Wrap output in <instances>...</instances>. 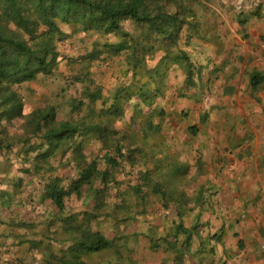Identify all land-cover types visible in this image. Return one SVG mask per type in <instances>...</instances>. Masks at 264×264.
Here are the masks:
<instances>
[{"label":"trees","instance_id":"1","mask_svg":"<svg viewBox=\"0 0 264 264\" xmlns=\"http://www.w3.org/2000/svg\"><path fill=\"white\" fill-rule=\"evenodd\" d=\"M207 1L0 0V152L6 154L5 159L9 157L6 152L13 155L6 166L10 188L3 189L0 198L13 209L38 201L43 205L38 210L45 209L37 214L34 205V220L1 223L33 231L45 222L47 232L59 236L56 241L61 233L66 235L69 247L56 253L46 243L44 227L39 238L29 241L31 250L47 252L44 264H90L83 260L86 254L108 248H115L119 258L114 264L121 259L123 263L126 255L113 238L95 229V221L110 218L115 230L127 236L125 225L154 206L164 214L172 211L166 213L168 234L151 237V248L163 246L176 252L174 263L184 264L178 259L191 251L195 234L205 224L202 213L206 208L202 206L203 189L193 196L195 205L189 201L188 189H180L179 183L192 177L182 173L181 161L171 156L177 143L171 142L167 130L175 115L167 112V103L172 99L170 76L175 71L185 78L178 96L202 90V66L195 64L186 47L211 33L204 10ZM243 14L238 21L248 36ZM89 33L97 35L92 48H85L76 58L64 54L63 42H70L75 34ZM101 61L113 65L118 74L108 94L91 76L93 64ZM62 62H80L72 78L83 82L82 98L71 96L62 104L48 103L26 111L20 85L40 75H57ZM250 85L254 89L264 86V70L252 73ZM74 111L78 116L71 114ZM178 115L188 113L183 110ZM16 121H21L23 132L12 131ZM189 128L197 133V125ZM170 158L175 161L168 162L164 173ZM25 187L31 192L22 197ZM73 198L82 201L78 210L71 208ZM198 204L192 226L186 225L184 217ZM42 215L46 217L38 222ZM219 236L215 233L212 239L220 240ZM202 237L199 244L205 241Z\"/></svg>","mask_w":264,"mask_h":264},{"label":"rangeland","instance_id":"2","mask_svg":"<svg viewBox=\"0 0 264 264\" xmlns=\"http://www.w3.org/2000/svg\"><path fill=\"white\" fill-rule=\"evenodd\" d=\"M207 4L204 10L206 11L207 25L211 33L205 40L196 38L191 45L186 47L190 51L195 64L202 66L203 73L199 76V80L203 85L202 90H198L197 92H192L193 90H191L185 96H178L180 89L184 85L185 78L182 72L175 71L170 76L169 94L172 99L170 103H167V112H172L175 115L174 124L167 130V136L173 144L174 140L177 143V149H173L174 152L170 151V153L171 156L173 155V159H178L183 163L182 165L180 163V168L181 166L183 168L179 170L182 173L185 172L186 176L189 174L192 177L189 182H186L187 184L183 181L179 183L180 189H188L191 196L189 198L191 205H195L193 196L200 188L201 182L204 181L200 179L199 175L201 173L199 172V168L201 166H206L207 168L210 162L214 160L215 164L218 165L216 157L222 156L224 159V157L229 155L228 153L231 151L237 152L241 146L244 148V152L247 153L246 157H248V155L252 154L250 150L252 147L251 141H253L250 125L256 124L257 121L259 123L264 122V86L254 89L251 85L250 88L244 85H241L242 87L239 88L232 85L233 83L239 85L238 81L240 83L245 82L244 75L240 79L236 77L243 69L249 71V68L255 66L249 71V78L254 71L264 70V25H259L264 18V0H208ZM240 12L244 13L243 17H247L244 27H246L248 36H245V32L241 31V27L243 26L238 21ZM95 37L97 35L90 33L88 36L75 34L70 42H63L61 44V49L66 56L76 58L85 48H92V42ZM102 40H106V37H102ZM237 45H240V47H235ZM240 59L242 62H246L247 68L243 66ZM234 64L240 68H234ZM79 68L80 62L76 65L70 62H62L60 68H58L59 70L57 69V75H40L37 80L21 84L19 90L25 96L26 111L38 105L48 103L62 104L71 96L82 98L81 93L84 84L72 78V75L77 73ZM92 71V78L101 83L105 94H108L116 86L118 74L113 65L103 63L102 61L95 62L92 66ZM241 89L247 90L244 96L239 93L242 92ZM223 94L228 97L222 99ZM243 97H246V100L243 99V103H239ZM250 101L254 103H247ZM183 110L187 111L188 115L179 116L178 113ZM71 114L78 116L79 112L74 111ZM203 116L214 119L212 126L202 123ZM191 124L198 126L196 134H193L190 130ZM13 125L12 131L23 132V130H20L21 121H16ZM237 131H240V133ZM262 132H264V129ZM171 142L170 144L172 145ZM246 145H249V147ZM215 151H217L216 156L213 154ZM6 153L9 155L7 159H5L6 154L4 156L0 152V165L4 166L5 169L8 163H10L8 160L13 157L12 153ZM263 154L260 156V152H257L256 158L259 163L264 164ZM200 155H204L203 158L197 159ZM3 159L5 160L4 164H2ZM173 159L167 160L163 168L164 173L168 162L175 161ZM16 166L19 165L15 162L14 167L16 168ZM217 168L220 167L218 166ZM175 169H177V166ZM254 169L255 167L253 166L251 170L254 171ZM179 170H176V172ZM207 170L209 171V169ZM162 179H165V175ZM217 189L218 187L210 184L203 190L204 200L202 206L206 209L202 215H204L205 224L201 226L200 234H195L197 237H195L191 251L187 252L184 256H180L179 262H183L184 264H242V260L237 259L241 254L235 253L236 246L233 229L241 225L243 221H247L250 215L247 211L243 212V209H239L238 218H233L232 221L228 220L227 222H217L214 218L215 211L212 204L213 196L211 194H214ZM29 192H31L30 188L25 187L21 193L22 197H27ZM152 199L154 202H158V197L153 196ZM241 199L238 202H241ZM243 200L245 201L242 203L243 205L255 201L252 196H250V199ZM46 204L49 205L51 202L46 201ZM34 205L35 203L33 206L26 208L33 211ZM39 206L43 207L41 203H39ZM82 206V201L73 198L71 208L78 210ZM235 207L236 204L232 206L220 204V210L224 211L235 209ZM199 208L198 204L196 209L192 211V214L184 217L186 225L192 226L194 215L199 212ZM155 210L156 206L154 208L151 207L148 213L139 215L138 220L131 221L130 226H128L129 223L128 225L126 224L125 226L128 228L127 236L121 234L124 233L122 227L119 228L122 230L121 233L115 230L112 225L113 221L110 218L102 216L100 218L101 221L96 220L97 223L95 221V229H99L105 236L113 238L117 242L116 245L122 254L126 255L123 263L121 259L120 264H176L174 263L176 261V252L165 250L163 246L156 248L157 250L151 248V237H160L168 234V225H165L167 219L166 213L169 210L172 211V209H169L164 214L165 211L163 209L160 211L158 209L157 211ZM216 216L219 220L227 219L225 214L221 215V212H218ZM144 220L149 222H143ZM41 225L47 233L45 238L46 243L54 246L53 249L56 252H59L58 248H61V246L65 248L69 247L66 235L61 233L60 241L58 242L56 239L59 236L56 233L47 232L45 227L47 224L45 222ZM54 225H58V221H55ZM253 226H255L256 231L260 232L261 229L258 228V223ZM49 227L52 228V226ZM240 229L239 234L247 237L249 231H244L243 226ZM223 232L228 234V238L233 234L230 244H227L226 240L223 239H210L211 234H222ZM41 233L43 234V231ZM201 235L204 236L201 240L204 238L205 241L199 244V237ZM224 239H227V236H224ZM221 242H223V245ZM161 244L163 245V242ZM179 249L177 248L178 251ZM46 253L45 251L44 254ZM8 254H11V251ZM35 254L36 256H32L33 259H37V251ZM85 257L90 264H114L119 259L116 258L115 248L86 254ZM32 264H37V262Z\"/></svg>","mask_w":264,"mask_h":264},{"label":"crops","instance_id":"3","mask_svg":"<svg viewBox=\"0 0 264 264\" xmlns=\"http://www.w3.org/2000/svg\"><path fill=\"white\" fill-rule=\"evenodd\" d=\"M262 20L263 21L259 25H264V18ZM235 47H240V45H237ZM242 63L243 66L247 68L246 62ZM234 65V68H240L238 65ZM254 67L255 66H252V68ZM252 68H249V71H251ZM249 71H245V69H243L240 71L239 75L236 76L240 79L242 78V75H244L246 83H240V81H238L239 85L234 83L232 85H235L238 88L242 87L243 85L250 88V78L248 77ZM241 90L242 92L239 93L244 96L247 90ZM224 97L227 98L228 96L223 94L222 99ZM243 99L246 100V97H243L239 101V103H243ZM247 103L253 104L254 102L250 101ZM207 117L202 118V123L209 124L210 126H212V121L214 119ZM263 127L264 122L259 123L258 121L256 122V124H253L252 126L250 125L251 131L253 133V136H251L253 138V141H251L253 149L251 147L250 151L252 154L248 155V157H246L247 153L244 152V148L241 146L239 147V150L237 152L231 151L230 153H228V156L224 157V159L222 156L216 157L218 159V165L215 164L214 160L210 162V165L207 168L206 166H203L199 170V172L201 173V175H199L200 179L204 180L200 184L201 189H206V186H209L210 184H213L218 187L214 194L211 193L213 196L212 204L215 211L214 218L217 222H227L228 220L232 221L233 218H238L239 209H243V212L247 211L250 215L247 221H243L241 225L233 229V234H235V253L241 254V256L237 259H241L242 264H264V164L259 163L256 158L257 152H260V156H262L263 154ZM237 132L240 133V131ZM246 146L249 147V145ZM213 154L214 156H216L217 151H215V153ZM203 156L204 155H200L199 157H197V159L203 158ZM218 166L220 168H217ZM253 166L255 167L254 171L251 170ZM207 169H209V171ZM6 174H8L7 170L4 168V166L0 165V181L2 182V184L0 182V193H2V190L6 189L7 186H9L8 189L10 188V185H7L8 181ZM250 196H252L255 201L253 203L250 202L249 204L245 203L246 206L243 205L242 203L245 202L243 199H250ZM240 198H242V201L238 202ZM3 203L4 199L0 198V264H32L34 262H37V264H44L46 256L43 251L36 250L38 252L37 259H33L32 254L36 256V251L31 250L29 245V241L31 239H36L40 237L41 233L39 230L41 227H43L42 225H39L36 229L33 230V232L28 229H20L15 227L13 228L8 226L6 223H1V221H7L9 219L34 220L36 218V214L34 213L35 209L33 211H28V209L23 208V206L18 207L20 209H13L12 207L4 205ZM220 204H227L231 206L233 204H236V207L235 209H229L227 211H224L220 210ZM35 207H37V214L40 211L41 214L45 212L44 208L38 210L39 201L35 203ZM218 212H221V215L225 214L227 219L219 220V218L216 216ZM203 216L204 215H202V217ZM45 217V215H42V217L38 216L37 221L40 222ZM203 219L205 218L203 217ZM256 223H258V228L261 229L260 232L256 231L255 226H253ZM242 226L244 227V231H249L247 237L245 235L239 234L241 231L240 227ZM213 234H211V236ZM224 236H227V239H224ZM232 236L228 238V234L223 232L222 234H220L219 237L220 239L226 240L227 244H230V239L233 238ZM210 238L211 240H213L212 237ZM20 239H23L24 242L18 243ZM222 243L223 242H221V244ZM61 248L65 249V247L62 246ZM61 248H58V250L61 251ZM10 251L11 254H8ZM83 260L88 263V260L85 256L83 257Z\"/></svg>","mask_w":264,"mask_h":264}]
</instances>
